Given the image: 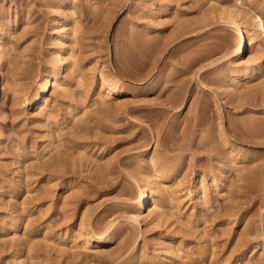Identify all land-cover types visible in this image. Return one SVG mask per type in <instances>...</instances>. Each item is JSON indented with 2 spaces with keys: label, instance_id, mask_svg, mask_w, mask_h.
Wrapping results in <instances>:
<instances>
[{
  "label": "rangeland",
  "instance_id": "374dc122",
  "mask_svg": "<svg viewBox=\"0 0 264 264\" xmlns=\"http://www.w3.org/2000/svg\"><path fill=\"white\" fill-rule=\"evenodd\" d=\"M0 47V264H264V0H0Z\"/></svg>",
  "mask_w": 264,
  "mask_h": 264
},
{
  "label": "bare ground",
  "instance_id": "6f19581e",
  "mask_svg": "<svg viewBox=\"0 0 264 264\" xmlns=\"http://www.w3.org/2000/svg\"><path fill=\"white\" fill-rule=\"evenodd\" d=\"M222 14L225 17L224 20L227 22L226 24L230 26L232 33L234 34V36L237 37V43L234 46V49L232 50L233 56L241 57V58L247 57L248 56V44H249V39H250L249 31L245 28V26L239 19V16L237 13L231 12L228 9L224 8L222 9L221 14H219V16ZM232 54H230V56H232ZM65 63H66L65 60L61 58L60 67H63ZM262 69H264V63L259 62L258 64L250 67L248 71L250 75H255L259 70H262ZM2 75H3V67H2V62L0 60V103H1V92H2ZM55 78L49 77L47 81H45V83L36 91L33 99L30 102L31 105H35L39 100H41L48 94V92L56 84ZM102 82L105 84L108 94H118L122 90L121 85L117 83H111L108 75L106 74L103 75ZM195 194H197V192ZM149 206H150V193H149L148 188H144L142 189V192L139 196L137 209L143 212V211H147L149 209ZM89 238L91 240L97 239L95 235H91V234H89Z\"/></svg>",
  "mask_w": 264,
  "mask_h": 264
}]
</instances>
